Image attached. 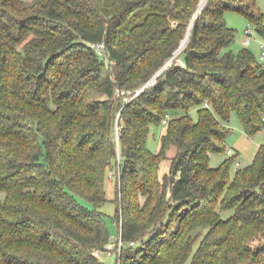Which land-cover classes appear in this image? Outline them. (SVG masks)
I'll use <instances>...</instances> for the list:
<instances>
[{"label": "trees", "instance_id": "trees-1", "mask_svg": "<svg viewBox=\"0 0 264 264\" xmlns=\"http://www.w3.org/2000/svg\"><path fill=\"white\" fill-rule=\"evenodd\" d=\"M200 1L0 0V264H104L114 165L116 219L136 242L121 264H264V144L233 176V159L210 164L233 112L264 128V63L227 49L225 12L261 34L264 13L207 0L194 19ZM151 124H165L157 152Z\"/></svg>", "mask_w": 264, "mask_h": 264}, {"label": "rangeland", "instance_id": "rangeland-1", "mask_svg": "<svg viewBox=\"0 0 264 264\" xmlns=\"http://www.w3.org/2000/svg\"><path fill=\"white\" fill-rule=\"evenodd\" d=\"M256 1L260 10L264 13V0ZM225 19L227 24L236 30L235 39L230 46L227 47V49L231 50L233 53H238L240 50L248 49L253 52L259 60H262L261 56L264 52V48L261 47V44L264 42V34L257 31L255 24L245 14L232 9L225 12ZM248 28L251 29L250 34L247 32ZM248 37L250 38V43L246 44L244 41ZM190 113L192 118L197 120V108H193ZM164 125L165 124H151L150 126L147 146L153 152H157L161 146V136L165 131ZM226 125L228 126L229 131L225 144L227 148L232 147L235 153L230 155L226 152V150L214 151L210 154V164L212 166H218L227 160L233 159L229 168L230 174L233 176L239 167H244L252 162L257 150L262 144H264V128L257 131L253 135L248 134L236 112L232 113L230 120L226 122ZM170 166L171 160L169 158L164 159L161 163L160 174L169 171ZM105 186L108 200L102 209L104 211V218L109 227L111 236L110 242L116 243L121 237V225L116 219L117 203L115 201V197L117 193L121 197V189L123 187L122 173L119 166L114 165L109 170V176L106 180ZM87 204L91 208L93 207V204L89 202H87ZM98 258L104 264H119L118 255L116 253L108 254L107 252H103L98 256ZM186 264H189V261Z\"/></svg>", "mask_w": 264, "mask_h": 264}, {"label": "built area", "instance_id": "built-area-1", "mask_svg": "<svg viewBox=\"0 0 264 264\" xmlns=\"http://www.w3.org/2000/svg\"><path fill=\"white\" fill-rule=\"evenodd\" d=\"M247 32L250 34L251 29L248 28ZM245 43L246 44L250 43L249 37L245 39ZM91 46L96 50V52L98 53L99 56L104 57L106 55L107 52H106L105 41L92 43ZM261 47L264 48V42H262ZM261 59H262L261 61L264 63V52L262 53ZM156 76L157 75L152 77L146 85H154L156 83ZM122 92H124V91H122ZM206 104L208 105V102ZM263 121H264V114H263ZM164 122H166V119H164ZM227 153L232 155L235 153V151L232 147H229L227 149ZM110 241L106 245L105 249H103V250L98 249L95 251V254L97 256H99L103 252H107L108 254L116 253L118 255L119 264L121 262V256H122L123 251L125 250V247L128 245H135V243H136L134 240H131L128 243L127 242L125 243L124 240L122 239V236L120 237V239L117 240L116 243H111Z\"/></svg>", "mask_w": 264, "mask_h": 264}, {"label": "water", "instance_id": "water-1", "mask_svg": "<svg viewBox=\"0 0 264 264\" xmlns=\"http://www.w3.org/2000/svg\"><path fill=\"white\" fill-rule=\"evenodd\" d=\"M206 2H207V0H206ZM201 10H202V8H200V6H199L198 7V10H197V12H196V14L194 16V19L198 16V14L201 12ZM194 19H193V21H192V23L190 25V31H189V33L182 40V42H181L179 48L176 50L174 56L158 71V73L156 75H158L165 67H167L168 64L172 62V60L174 59V57H176L182 51V49L186 46V44L188 43V41L190 39L191 33H192V27H193ZM143 88H144V86L141 89H143Z\"/></svg>", "mask_w": 264, "mask_h": 264}, {"label": "bare ground", "instance_id": "bare-ground-1", "mask_svg": "<svg viewBox=\"0 0 264 264\" xmlns=\"http://www.w3.org/2000/svg\"><path fill=\"white\" fill-rule=\"evenodd\" d=\"M206 4V0H201V2H200V8H203V6ZM189 31H190V28H189V30H188V32H187V34L189 33Z\"/></svg>", "mask_w": 264, "mask_h": 264}, {"label": "crops", "instance_id": "crops-1", "mask_svg": "<svg viewBox=\"0 0 264 264\" xmlns=\"http://www.w3.org/2000/svg\"><path fill=\"white\" fill-rule=\"evenodd\" d=\"M245 42V41H244Z\"/></svg>", "mask_w": 264, "mask_h": 264}]
</instances>
